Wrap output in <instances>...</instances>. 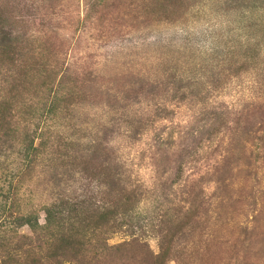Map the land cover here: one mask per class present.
<instances>
[{"label":"rangeland","instance_id":"1","mask_svg":"<svg viewBox=\"0 0 264 264\" xmlns=\"http://www.w3.org/2000/svg\"><path fill=\"white\" fill-rule=\"evenodd\" d=\"M0 264H264V0H0Z\"/></svg>","mask_w":264,"mask_h":264}]
</instances>
